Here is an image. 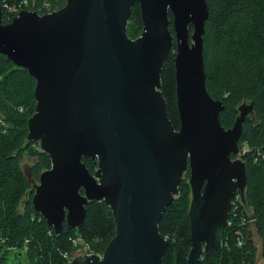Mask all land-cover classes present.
I'll list each match as a JSON object with an SVG mask.
<instances>
[{
    "label": "water",
    "instance_id": "obj_1",
    "mask_svg": "<svg viewBox=\"0 0 264 264\" xmlns=\"http://www.w3.org/2000/svg\"><path fill=\"white\" fill-rule=\"evenodd\" d=\"M135 1L143 31L131 39L126 25ZM207 17L205 0H66L45 14L20 10L8 23L0 8V53L36 82L27 138L39 142L51 162L39 174L34 210L55 234L66 214L68 226H80L91 200H104L114 218L115 233L101 258L89 251L68 264H162L167 240L158 223L187 162V264H199L211 250L231 198L237 189L244 194L245 163L231 154L238 153L253 107L242 103L233 125H220L224 105L205 87ZM173 41L177 129L159 90ZM83 157L96 162L93 174Z\"/></svg>",
    "mask_w": 264,
    "mask_h": 264
},
{
    "label": "trees",
    "instance_id": "obj_2",
    "mask_svg": "<svg viewBox=\"0 0 264 264\" xmlns=\"http://www.w3.org/2000/svg\"><path fill=\"white\" fill-rule=\"evenodd\" d=\"M3 1L0 0L1 12ZM43 1L57 9L66 0H36L34 6L26 9L45 14ZM205 3L208 9L202 49L205 87L212 99L224 105L218 114L221 126H232L239 113L238 106L243 102L248 101L253 107V118L245 117L237 145L238 149L243 142L248 145V151L242 155L246 171L242 198L251 209L254 226L264 242V158H255L257 153L260 156L264 152V0H205ZM2 18L6 23L4 15ZM169 19L172 26L171 14ZM142 31L140 5L135 1L130 6L127 37L136 39ZM170 31L173 33L171 28ZM175 50L173 41L161 68L159 90L169 121L177 129L180 119L176 103ZM35 83V78L24 67L0 53V264H67L63 254L73 249L70 236L79 234L92 249L103 252L115 233L114 218L104 200L88 201L82 224L70 227L64 223L56 234L34 210L32 183L20 159L25 155L36 159L32 176L37 179L38 170L48 169L51 163L40 145L26 139L28 120L36 107ZM23 139L26 141L21 145ZM82 162L90 172L95 171L97 164L91 158L83 157ZM173 196L158 223L159 232L167 240L162 264H187L191 240L190 187L186 179L182 178ZM237 228L227 224L217 228L211 250L202 252L199 264L250 262L246 253L255 245L246 237L238 245Z\"/></svg>",
    "mask_w": 264,
    "mask_h": 264
},
{
    "label": "built area",
    "instance_id": "obj_3",
    "mask_svg": "<svg viewBox=\"0 0 264 264\" xmlns=\"http://www.w3.org/2000/svg\"><path fill=\"white\" fill-rule=\"evenodd\" d=\"M35 3L36 0H16L13 2H8L4 0L2 3V8H3L2 15H4L5 22L8 23L13 19V17L19 15L20 10H27L26 9L27 7L34 6ZM47 5L48 2L43 1V6H47ZM260 156L264 158V152L260 154ZM226 224L235 225L238 227L237 230L235 231L237 235L238 245L242 244L244 237L247 235L246 227L255 224V217L253 216L251 209H249L244 204L242 194H240L239 192L235 195V198L231 203ZM69 240L72 244L73 249L70 252H65L63 254V256L67 258V264L69 263V261L73 260L74 256L89 251L95 254L96 256H98L99 258H101L103 252H99L92 249L90 247V244L85 242L81 235L77 234L74 236H70Z\"/></svg>",
    "mask_w": 264,
    "mask_h": 264
},
{
    "label": "rangeland",
    "instance_id": "obj_4",
    "mask_svg": "<svg viewBox=\"0 0 264 264\" xmlns=\"http://www.w3.org/2000/svg\"><path fill=\"white\" fill-rule=\"evenodd\" d=\"M42 8H45L46 10V13L47 12H50L54 9V7L50 6L49 4L47 6H43V2H42ZM58 9V8H57ZM56 10V9H54ZM40 14V13H39ZM170 28L172 29V26H170ZM173 32V30H172ZM245 103L246 105H250V103L248 101H245L243 102ZM241 105V104H240ZM238 112H239V109H238ZM253 112L250 113L248 112L247 113V116L248 117H253ZM27 139V137H26ZM26 139H23L21 141V145H24V142L26 141ZM36 144L39 145V142L35 141ZM248 151V145L246 142H243L241 143V147L239 148L238 150V153L237 155L235 156L236 158L240 159L241 161H244V158L242 157V155ZM256 154V152H255ZM262 158L258 155V153L256 154V159L257 158ZM20 162H21V167L24 171V173L28 176V178L32 181V180H35L36 183L38 182L37 180V176L34 175V178L32 176V169L34 168V166L36 165V159L33 158V157H30V156H22L21 159H20ZM44 170L43 169H40L38 170V175ZM39 178V177H38ZM189 198H191V196H189ZM190 200V199H189ZM251 215V214H250ZM247 229V235L245 236L247 239H249L251 241V243H253V245H255V247L253 248V250H250L249 253H246L248 254V258L250 259V262H243L241 260V264H264V258H263V251H264V245H263V237H261L260 234H258V232L256 231V227L254 225H249L246 227ZM244 237V239H245ZM95 250V248H93Z\"/></svg>",
    "mask_w": 264,
    "mask_h": 264
},
{
    "label": "flooded vegetation",
    "instance_id": "obj_5",
    "mask_svg": "<svg viewBox=\"0 0 264 264\" xmlns=\"http://www.w3.org/2000/svg\"><path fill=\"white\" fill-rule=\"evenodd\" d=\"M220 122V121H219ZM221 125V124H220ZM233 125V124H232ZM223 127V126H222ZM231 127V126H230ZM230 127H228V128H230ZM224 128V127H223ZM225 129H227V128H225ZM238 146V145H237ZM237 154H231V160H235V159H238V158H236L235 156H236ZM89 171V170H88ZM90 172V171H89ZM91 174H93L92 172H90ZM190 177H191V172H190V168H189V163L187 162V165H186V167H185V169L182 171V173H181V179H180V181L182 180V178L183 179H186L187 180V182H188V184H189V187H190V196H191V184H190ZM34 178V177H33ZM35 179V178H34ZM236 180V179H235ZM38 181V180H37ZM31 183H32V188H31V192L32 191H34V189H35V186L38 184V182L36 183V181L35 180H32L31 181ZM180 183V182H179ZM204 183H205V181H203V183H202V186H201V188H203L204 187ZM179 185V184H178ZM245 187H246V185H245ZM238 189L236 190V192H235V194H234V196L231 198V200H230V207H231V203H232V201L234 200V198H235V195L238 193ZM80 192L81 193H83V191H82V189L80 190ZM174 197V196H173ZM191 199V198H190ZM189 204H190V202H189ZM230 207H229V210H230ZM229 210H228V214H229ZM66 216H67V214H66ZM66 216H65V218H64V220H63V222H62V228H63V225H64V223H66L67 222V219H66ZM67 224V223H66Z\"/></svg>",
    "mask_w": 264,
    "mask_h": 264
}]
</instances>
